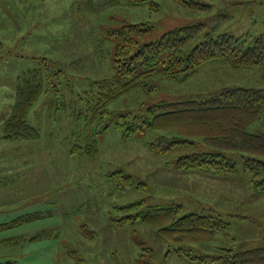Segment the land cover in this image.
Wrapping results in <instances>:
<instances>
[{
	"label": "rangeland",
	"instance_id": "1",
	"mask_svg": "<svg viewBox=\"0 0 264 264\" xmlns=\"http://www.w3.org/2000/svg\"><path fill=\"white\" fill-rule=\"evenodd\" d=\"M198 1L211 10L190 9L178 0H152L157 10L151 2L135 6L130 0H0V224L27 214L41 216L0 233V240L15 239L14 245L0 248V260L193 263L157 229L141 220L122 223L126 216L176 204L183 206V215L190 211L204 215L215 209L222 214L220 219L232 223L216 233L213 242L187 245L186 252L213 255L219 248L247 241L264 246V196L251 190L250 176L237 158L234 175L184 172L176 162L185 150L174 148L161 154L151 149L152 145L164 147L157 141L162 132L146 129L126 138L116 125L120 114H139L161 101L225 87L264 88L259 68L237 69L227 56L205 64L190 78L156 74L147 80L154 91L143 85L109 106L108 129L95 136V154L84 149L72 154L75 146H87L79 139L82 132H87L88 141L94 139L92 130L100 121L93 124L86 109L97 91L94 84L117 74L115 51L121 41L110 35L112 29L151 26L150 32L135 34L139 47L197 22L206 23L207 28L193 45L205 41L207 34L264 38V0ZM220 10L229 19L219 22L215 16ZM33 70L40 71L43 92L28 121L40 130L41 138L4 140V122L11 115L17 86ZM79 111L82 120L77 118ZM121 172L132 175L136 183L124 189ZM234 215L236 220L231 218Z\"/></svg>",
	"mask_w": 264,
	"mask_h": 264
},
{
	"label": "trees",
	"instance_id": "2",
	"mask_svg": "<svg viewBox=\"0 0 264 264\" xmlns=\"http://www.w3.org/2000/svg\"><path fill=\"white\" fill-rule=\"evenodd\" d=\"M178 1L185 3L190 9L211 10L210 5L198 0ZM130 2L135 6L151 2L155 10L158 8V4L152 0ZM223 13L220 10L215 16L219 22L229 19V15ZM206 28L207 24L204 22L193 23L171 30L141 47L138 46L135 34L148 33L153 29L151 26L129 24L112 29L110 35L121 41L115 51L117 74L94 84L97 85V91L88 99L86 109L92 116L93 124L97 119L100 121L92 130L93 140L88 141L84 128L86 134L82 132L79 139L83 138L82 142L87 146H75L76 150L73 148L72 154L82 149L89 155L95 154V136L108 129L105 121L111 116L109 106L143 85L147 86V80L161 72L169 78L180 74L190 78L205 64L231 56L235 68H259L264 80L263 36L252 37L245 34L235 37L224 33L212 37L207 34L205 41L193 45ZM147 87H150V91L155 90V86ZM42 92L39 70L29 71L21 77L11 115L4 122V140L32 141L41 138L40 130L29 123L28 115ZM77 118L84 119L80 111ZM116 125L126 138L142 134L146 129L162 132L157 141L165 144L164 147L152 145L151 149H156L161 154L174 148L185 150V154L176 162L177 168L184 172L215 176L234 175L238 160L242 164V170L250 176L251 190L264 196V88L225 87L196 97L161 101L146 107L139 114H120ZM85 127L88 128L87 125ZM259 127L258 131L256 128ZM120 174V178L126 182L124 189L136 183L132 175H124L123 172ZM140 203L128 207L140 206ZM183 211L180 204L150 208L145 214L126 216L122 223L141 220L143 224L157 229L167 242L180 246L179 253L194 264H264V246H252V241L219 248L218 253L213 255H195L190 250L186 252L187 245L213 242L216 233L229 229L232 223L230 220L224 222L220 219L222 214L215 209L204 215L195 211L183 215ZM237 217L234 215L231 218L236 220ZM40 218L41 216L32 214L20 216L0 224V233L12 231ZM14 240H0V248L14 245ZM0 264L18 263L7 259L0 260Z\"/></svg>",
	"mask_w": 264,
	"mask_h": 264
},
{
	"label": "crops",
	"instance_id": "3",
	"mask_svg": "<svg viewBox=\"0 0 264 264\" xmlns=\"http://www.w3.org/2000/svg\"><path fill=\"white\" fill-rule=\"evenodd\" d=\"M179 257H181V256H179ZM189 264H193V263H189Z\"/></svg>",
	"mask_w": 264,
	"mask_h": 264
}]
</instances>
